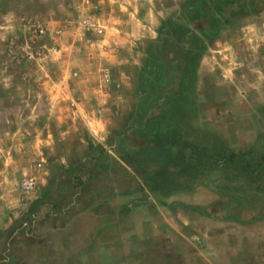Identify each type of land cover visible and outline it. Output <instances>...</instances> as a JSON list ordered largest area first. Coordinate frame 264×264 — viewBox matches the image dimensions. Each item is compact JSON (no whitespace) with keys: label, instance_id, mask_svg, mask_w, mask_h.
<instances>
[{"label":"rangeland","instance_id":"374dc122","mask_svg":"<svg viewBox=\"0 0 264 264\" xmlns=\"http://www.w3.org/2000/svg\"><path fill=\"white\" fill-rule=\"evenodd\" d=\"M185 1L143 0L156 35L136 41L140 53ZM101 7L96 0H0V169L18 165L12 184L20 186L24 204L39 196L27 220L0 237L3 250L28 240L27 245L45 246L36 254L44 264H264V0H256L253 10L228 15L200 60L183 120L182 140L193 147L181 152L146 143L145 122H131L110 139L112 149L129 157V184L127 177L119 179L120 187L108 191L106 199L92 189L87 208L74 174L71 187L42 191L50 170L57 178L63 173L49 160H57L60 151L65 155L61 139L66 135L59 126L45 125L39 75L62 62L82 67L92 41L106 30L97 19ZM193 24L196 30L208 28L205 18ZM78 36L89 43L75 41ZM173 42L163 54L181 63L182 45ZM14 136L26 138L19 161L3 155L16 148ZM50 146L56 156L44 159L43 149ZM29 174L37 177L38 188L26 195L21 180ZM127 196L130 212L115 235H97L99 221L75 219L84 208L108 210L105 202H112L116 216L122 198L126 215ZM48 201L63 203L64 212L47 207ZM55 213L65 214V220L43 221Z\"/></svg>","mask_w":264,"mask_h":264},{"label":"crops","instance_id":"0c3cea01","mask_svg":"<svg viewBox=\"0 0 264 264\" xmlns=\"http://www.w3.org/2000/svg\"><path fill=\"white\" fill-rule=\"evenodd\" d=\"M96 1L102 5L98 11V22L106 30L104 36H98L92 41V49L88 56L83 58L82 67L77 68L75 62L68 63L69 65L62 62L60 63L62 67L44 70L39 75L40 92L45 99L42 107L47 108V112L42 116L45 117V125L59 126L62 134L66 135L61 139L64 142H61L62 146L66 148L65 155L60 151L57 160H49L57 163L55 169L60 173L63 171L62 177L57 178L56 171L50 170L48 179L42 178V191L48 189L47 194H49L50 188L61 190L71 187L69 183L71 175L74 174L79 177L80 193L84 197L82 202L85 208L93 203L92 189L105 198L108 191L120 187L119 179L125 180L127 177L126 182L129 184L130 165L122 159V154L112 149L110 139L115 133L125 131L137 107L139 73L145 56L135 48L138 45L136 41H151L156 35V28L146 21L147 10L143 6V0ZM148 13H150L149 17H152L153 12L148 11ZM77 39L84 41L82 43L84 45L89 43V39L85 36H78L75 41ZM35 107L37 109L38 104ZM14 137L18 142L16 148L11 151L6 150L3 155L8 154L7 156L15 157L19 161L18 158H23L26 152L20 147L23 146L26 138L23 137V140L20 136ZM53 150L51 146L49 149H43L44 159L55 157V152H50ZM13 170H18L17 164H12L11 169H0L1 238L4 234L13 232L18 222L26 221L30 212L36 209L34 205L39 201L38 196L32 204L22 202L20 186L15 187V184H12L15 178L11 175ZM126 202V215L124 198H122V211L115 209L116 216L112 215L114 211V208L110 207L112 202L108 204L105 202L104 205L109 206V211L106 209L99 212L94 211V208L87 211L84 208L75 219L99 221L100 224L95 227L97 235L110 237L116 234L117 228L121 226L120 221H124L130 212V197ZM99 203L94 205L98 206ZM45 204L47 207L64 212L60 208L63 206L60 201L54 203L48 201V204ZM57 214L52 218L48 214L47 217L44 216L43 221L49 222L54 217L57 220H65V214ZM15 232L23 233L19 230ZM28 243V240L14 242L10 245L9 252H5L4 246L0 244V264H44L45 262H38L36 254L40 253L41 249L45 251V246L40 249V246H30L27 245Z\"/></svg>","mask_w":264,"mask_h":264},{"label":"trees","instance_id":"16d2710c","mask_svg":"<svg viewBox=\"0 0 264 264\" xmlns=\"http://www.w3.org/2000/svg\"><path fill=\"white\" fill-rule=\"evenodd\" d=\"M255 1L186 0L179 13L158 28V37L144 54L139 73L138 103L129 122H145L142 141L157 147H177L181 152L195 145L183 142L182 137L186 134L183 120L190 112L187 107L200 60L219 35L222 25L229 22L228 15L253 10ZM203 18L208 22V28L196 30L193 23ZM175 39L184 51L181 63L163 54ZM122 159L131 164L124 153Z\"/></svg>","mask_w":264,"mask_h":264},{"label":"built area","instance_id":"2783aa9c","mask_svg":"<svg viewBox=\"0 0 264 264\" xmlns=\"http://www.w3.org/2000/svg\"><path fill=\"white\" fill-rule=\"evenodd\" d=\"M42 165L40 164L39 167ZM38 188L37 177L34 175H28L21 180L22 192L26 195L34 194Z\"/></svg>","mask_w":264,"mask_h":264}]
</instances>
